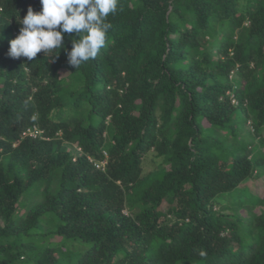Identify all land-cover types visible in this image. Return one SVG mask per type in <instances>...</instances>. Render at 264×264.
I'll return each mask as SVG.
<instances>
[{"label": "trees", "instance_id": "obj_1", "mask_svg": "<svg viewBox=\"0 0 264 264\" xmlns=\"http://www.w3.org/2000/svg\"><path fill=\"white\" fill-rule=\"evenodd\" d=\"M29 7L0 0V264H264V0H119L77 69L8 55Z\"/></svg>", "mask_w": 264, "mask_h": 264}, {"label": "clouds", "instance_id": "obj_2", "mask_svg": "<svg viewBox=\"0 0 264 264\" xmlns=\"http://www.w3.org/2000/svg\"><path fill=\"white\" fill-rule=\"evenodd\" d=\"M118 3L119 0H40V11L29 7L19 19L22 27L9 41L8 55L32 61L38 53L45 56L64 50L68 64L77 69L105 47L112 27L107 18L118 11ZM66 33L75 34L71 36V50L63 42ZM199 255L205 257L206 253L201 251Z\"/></svg>", "mask_w": 264, "mask_h": 264}, {"label": "built area", "instance_id": "obj_3", "mask_svg": "<svg viewBox=\"0 0 264 264\" xmlns=\"http://www.w3.org/2000/svg\"><path fill=\"white\" fill-rule=\"evenodd\" d=\"M234 103H236V99L233 98L232 100ZM40 132H42L41 130L38 129V127L34 126L33 128H28V130L26 132H24L25 135H30V136H34L36 137ZM79 150H81V148H78ZM105 154L107 155V152H105ZM106 160L103 161H94L96 167L100 168L101 166L106 164Z\"/></svg>", "mask_w": 264, "mask_h": 264}, {"label": "rangeland", "instance_id": "obj_4", "mask_svg": "<svg viewBox=\"0 0 264 264\" xmlns=\"http://www.w3.org/2000/svg\"><path fill=\"white\" fill-rule=\"evenodd\" d=\"M154 164L153 156H149V160L145 163V169L148 170L150 169ZM24 207H20L21 212L23 213L25 210L22 211Z\"/></svg>", "mask_w": 264, "mask_h": 264}]
</instances>
